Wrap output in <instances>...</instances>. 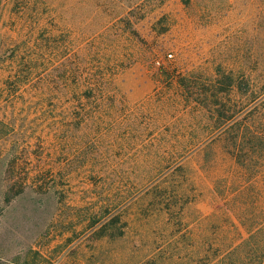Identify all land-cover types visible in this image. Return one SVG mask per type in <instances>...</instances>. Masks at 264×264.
I'll return each instance as SVG.
<instances>
[{
	"label": "rangeland",
	"instance_id": "obj_1",
	"mask_svg": "<svg viewBox=\"0 0 264 264\" xmlns=\"http://www.w3.org/2000/svg\"><path fill=\"white\" fill-rule=\"evenodd\" d=\"M261 261L264 0H0V264Z\"/></svg>",
	"mask_w": 264,
	"mask_h": 264
},
{
	"label": "crops",
	"instance_id": "obj_2",
	"mask_svg": "<svg viewBox=\"0 0 264 264\" xmlns=\"http://www.w3.org/2000/svg\"><path fill=\"white\" fill-rule=\"evenodd\" d=\"M260 264H264V261H262Z\"/></svg>",
	"mask_w": 264,
	"mask_h": 264
},
{
	"label": "built area",
	"instance_id": "obj_3",
	"mask_svg": "<svg viewBox=\"0 0 264 264\" xmlns=\"http://www.w3.org/2000/svg\"><path fill=\"white\" fill-rule=\"evenodd\" d=\"M169 56H171V55H169Z\"/></svg>",
	"mask_w": 264,
	"mask_h": 264
},
{
	"label": "trees",
	"instance_id": "obj_4",
	"mask_svg": "<svg viewBox=\"0 0 264 264\" xmlns=\"http://www.w3.org/2000/svg\"><path fill=\"white\" fill-rule=\"evenodd\" d=\"M261 262H262V261H261ZM261 262H260V263H261Z\"/></svg>",
	"mask_w": 264,
	"mask_h": 264
}]
</instances>
